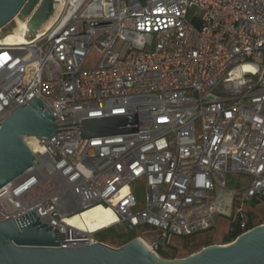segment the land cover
Returning <instances> with one entry per match:
<instances>
[{
  "label": "built area",
  "instance_id": "2783aa9c",
  "mask_svg": "<svg viewBox=\"0 0 264 264\" xmlns=\"http://www.w3.org/2000/svg\"><path fill=\"white\" fill-rule=\"evenodd\" d=\"M51 19L0 45V122L38 96L61 125L37 152L27 142L39 163L0 189V221L37 209L62 248L86 246L98 231L64 221L102 204L130 229L160 230L148 247L163 259L174 235L212 227L230 175L250 178L241 201H264V0H56ZM129 114L137 132L79 131ZM237 218L249 222L241 207Z\"/></svg>",
  "mask_w": 264,
  "mask_h": 264
},
{
  "label": "water",
  "instance_id": "95a60500",
  "mask_svg": "<svg viewBox=\"0 0 264 264\" xmlns=\"http://www.w3.org/2000/svg\"><path fill=\"white\" fill-rule=\"evenodd\" d=\"M56 0H0V31L17 17L29 19L35 33L51 19ZM135 114L86 119L80 124L83 138L137 132ZM46 104L36 96L0 122V189L39 163L27 137H52L61 131ZM51 140V139H50ZM0 221V264H264V224L235 241L203 248L184 259L169 261L157 256L140 238L120 247L97 242L62 248L59 229L43 223L37 209ZM128 226V224H127Z\"/></svg>",
  "mask_w": 264,
  "mask_h": 264
},
{
  "label": "rangeland",
  "instance_id": "374dc122",
  "mask_svg": "<svg viewBox=\"0 0 264 264\" xmlns=\"http://www.w3.org/2000/svg\"><path fill=\"white\" fill-rule=\"evenodd\" d=\"M18 20V19H17ZM23 20V19H21ZM17 26V21H13L0 31V38L6 34L13 32ZM30 36L26 35V37ZM104 53L103 47L96 45L93 47L88 61L87 67H96L101 61ZM229 185L226 189H220L212 193V199L215 204L214 223L209 230L196 234L195 237H184L174 235L171 238L170 246L165 250L168 258L163 260H179L197 254L203 248L212 245H224L225 238L231 230L232 219L236 217L240 207L243 211L252 215L254 224L264 222V201L244 202L237 197V192L245 188L250 181L247 175L232 174L229 176ZM145 189L141 190L140 200H143ZM116 214L107 206L102 204L95 205L82 212L74 214L66 218V223L76 227L83 228L90 232L103 230L108 224L114 225L113 228L103 230L96 236L98 239L109 241L113 247H119L125 240L134 236L142 237L148 244L157 241L160 236V230L150 227H138L136 229L128 228L124 223H117ZM264 224V223H262Z\"/></svg>",
  "mask_w": 264,
  "mask_h": 264
},
{
  "label": "bare ground",
  "instance_id": "6f19581e",
  "mask_svg": "<svg viewBox=\"0 0 264 264\" xmlns=\"http://www.w3.org/2000/svg\"><path fill=\"white\" fill-rule=\"evenodd\" d=\"M53 19H50L43 27L42 30H46L51 25ZM28 29L27 22L25 20L18 19L17 20V26L15 27V30L13 32H10L6 34L5 36L0 38V45H20V44H26L28 39L25 36V30ZM27 142L31 146V148L34 151H38V145H37V138L36 137H27ZM93 207V206H92ZM91 208V207H90ZM89 209V208H88ZM112 210V208H110ZM113 211V210H112ZM114 212V211H113ZM65 222V221H64ZM66 223V222H65ZM68 226H74L71 224L66 223ZM112 224H108L107 227H110ZM80 230H85L80 227ZM88 231V230H87ZM90 232V231H89ZM141 240L147 245L148 243L141 238Z\"/></svg>",
  "mask_w": 264,
  "mask_h": 264
},
{
  "label": "trees",
  "instance_id": "16d2710c",
  "mask_svg": "<svg viewBox=\"0 0 264 264\" xmlns=\"http://www.w3.org/2000/svg\"><path fill=\"white\" fill-rule=\"evenodd\" d=\"M258 201L259 200H255L254 202H258ZM247 215L249 217V222H248V224L245 227H242L240 219H238V218L237 219H235V218L232 219L231 230H230L229 235L225 238L224 244H227V243L235 241L239 236H241L245 232L255 228L258 225V224H254L253 219H252V215L249 212H247ZM262 223H264V222H262ZM262 223H259V224H262ZM113 227L114 226H111V227L103 229V230H108V229H111ZM103 230L98 231L97 234L100 233ZM195 236L196 235H193V236H190V237H195ZM137 237H139V236H134V237L128 238L121 245H119V247L125 245L126 243L132 241L133 239H135ZM99 240L110 245L109 241H105V240H101V239H99ZM161 256L163 258H168L167 257V253L165 252V250L161 251Z\"/></svg>",
  "mask_w": 264,
  "mask_h": 264
}]
</instances>
